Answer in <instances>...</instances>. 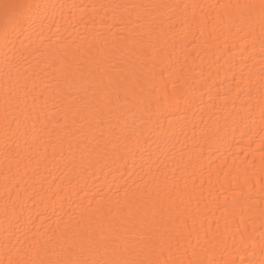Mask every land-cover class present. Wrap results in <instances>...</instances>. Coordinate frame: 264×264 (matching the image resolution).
I'll return each mask as SVG.
<instances>
[{
    "label": "snow or ice",
    "instance_id": "snow-or-ice-1",
    "mask_svg": "<svg viewBox=\"0 0 264 264\" xmlns=\"http://www.w3.org/2000/svg\"><path fill=\"white\" fill-rule=\"evenodd\" d=\"M0 264H264V0H0Z\"/></svg>",
    "mask_w": 264,
    "mask_h": 264
},
{
    "label": "bare ground",
    "instance_id": "bare-ground-1",
    "mask_svg": "<svg viewBox=\"0 0 264 264\" xmlns=\"http://www.w3.org/2000/svg\"><path fill=\"white\" fill-rule=\"evenodd\" d=\"M77 2H85V0H77ZM105 2H109V0H105ZM186 2H195V0H186ZM214 2V0H213ZM211 63L210 58L205 57L202 66L204 68L205 73L207 74L209 71L211 72V78L208 79L207 83L209 85V87L211 88L212 85H215L216 87H220L221 86V81L224 80V75L223 72L221 71L219 74H217L216 68L217 66L213 65L211 68H209V64ZM196 65L197 67V72H199V66H201V61L197 60L196 61ZM167 78V77H166ZM170 87V85H169ZM213 93L215 92V88H212ZM205 102H208V96L204 97ZM222 151L225 153V155L228 152V148L225 145L224 148L222 149ZM217 156H219V160H222L223 157L219 155V153H217ZM219 160H217V163H219ZM131 169L129 168V171ZM127 175V173H126ZM105 180L111 181L112 180V176H107L105 177L104 174H100V181L101 183H103Z\"/></svg>",
    "mask_w": 264,
    "mask_h": 264
}]
</instances>
